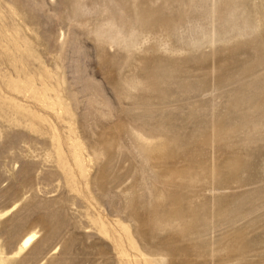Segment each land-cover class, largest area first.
I'll return each instance as SVG.
<instances>
[{
	"label": "rangeland",
	"instance_id": "374dc122",
	"mask_svg": "<svg viewBox=\"0 0 264 264\" xmlns=\"http://www.w3.org/2000/svg\"><path fill=\"white\" fill-rule=\"evenodd\" d=\"M0 264H264V0H0Z\"/></svg>",
	"mask_w": 264,
	"mask_h": 264
},
{
	"label": "bare ground",
	"instance_id": "6f19581e",
	"mask_svg": "<svg viewBox=\"0 0 264 264\" xmlns=\"http://www.w3.org/2000/svg\"><path fill=\"white\" fill-rule=\"evenodd\" d=\"M36 239V235L33 231L26 233L20 241L19 250H25Z\"/></svg>",
	"mask_w": 264,
	"mask_h": 264
}]
</instances>
